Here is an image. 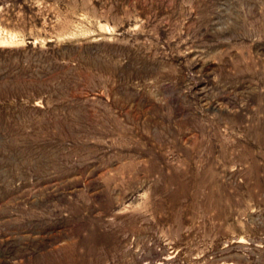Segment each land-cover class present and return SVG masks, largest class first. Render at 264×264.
I'll use <instances>...</instances> for the list:
<instances>
[{
    "label": "rangeland",
    "instance_id": "374dc122",
    "mask_svg": "<svg viewBox=\"0 0 264 264\" xmlns=\"http://www.w3.org/2000/svg\"><path fill=\"white\" fill-rule=\"evenodd\" d=\"M0 264H264V0H0Z\"/></svg>",
    "mask_w": 264,
    "mask_h": 264
}]
</instances>
